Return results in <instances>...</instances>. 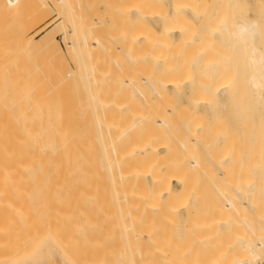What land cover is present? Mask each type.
Listing matches in <instances>:
<instances>
[{
  "label": "bare ground",
  "instance_id": "1",
  "mask_svg": "<svg viewBox=\"0 0 264 264\" xmlns=\"http://www.w3.org/2000/svg\"><path fill=\"white\" fill-rule=\"evenodd\" d=\"M13 1L8 0L11 4L14 3ZM137 1V4L141 6L139 8L137 7L139 11H141L140 8H148V6L149 10H151L152 5L153 7L155 6V9L157 6L160 9L165 2V0ZM221 1L222 3L220 5L218 4L219 7H216L218 12L215 11L217 13L213 16L217 21L215 22L217 26L214 28L216 29L214 31L216 35H213L214 38L211 39L216 42L222 36V43L225 48V51L222 48L223 53H225L222 54L226 57L229 55L226 62L231 61L233 63L232 66L234 65L233 67L237 70L235 71L238 75L236 72L235 75L237 77L235 78L232 76V73L228 75L227 71L230 67L229 69L226 67L228 70L226 68L224 69L226 71L225 76L220 73L215 78L218 79L213 80L212 78L213 82H210L209 85L204 84L205 81L203 82L202 80L203 86L198 90L199 94L195 98L193 93L195 92L194 94H196L197 89L161 90L166 87L168 88V86L175 88V79L171 80L172 83L170 81L166 83L168 82L170 74L173 75L170 79L175 77L173 72L178 69L172 62L170 63L171 59L175 56L173 55L171 59L169 57L171 52L173 54L179 53L178 48L180 45L178 46V42L175 41L177 44L175 43L176 45L172 48L171 38L175 32L181 34L180 38L187 39L190 37H187V35L184 36L185 34L183 32L192 25V18L187 14L186 10L194 13V9H196L194 8V0H172L171 13L165 16L162 14L163 12H157L158 19L152 15L153 12H149L147 9V12H145L144 9L139 12L138 20L131 21L135 22L132 23L134 25L137 23L132 27L139 30L135 34L134 31L133 34H130L131 31H125L126 29L124 30V28L126 26L124 27V24L120 23L122 22L121 20L118 22L115 18L114 22L117 21L123 27L120 24L121 28L117 27L119 25L116 23L106 28L103 20H100L102 17L98 18L94 17V15L92 19L94 24L99 22L98 25L102 27L100 28L98 25H94L98 26L102 31L100 34L102 39H97L100 29L96 27L95 29L97 31L99 30L97 32L98 36L95 38L97 34L95 33L93 35L94 37H92V34L96 30L94 32L91 30L93 32L92 34L88 30L91 27L93 29L94 26L86 25L88 19L85 22L81 18H78V20L81 19L79 21L80 24H73L74 26H71V36L74 38L69 35L71 41L64 40L65 43H63L65 45V53L68 54L67 56L71 58L76 56L74 58H79L78 60L76 59L78 63L75 64L77 65L68 72H61L59 71L61 69H58L60 66L56 67V65H60L59 62L64 51L57 44L50 30L46 33H41L42 35L39 37L38 34L40 32L35 33L34 36H37V39L36 37L35 39L34 37L31 38V50L34 52L38 51V53L39 51L43 52L47 56H53L52 58L54 60H50L53 61L54 66L52 62L49 68L46 66L48 72L46 73L47 70L45 69L46 74L41 75V81H38L36 74L35 77L37 80L34 79L35 77H31L33 81L30 83L33 85L30 89L32 91L29 92L30 97L25 92V95L28 96L25 99V103L29 98L28 101L30 100L31 102L29 101L28 103L31 104V109L27 106L28 103H26L23 115L24 113L30 112L25 109L28 107L29 110H32V113L35 111L36 115H33L38 116L36 119L31 113H28L30 114V119L33 117V120L40 121L37 124H34L36 122L33 121L34 123L29 129H21V131L24 129L28 135L27 142L29 146L27 145L25 147L27 152H25L26 149H24V153L23 149L20 152L17 147L16 151L18 150L19 153H13L12 151V154L8 152V155H0V206H7L10 211V206L11 208L13 205L21 207V204H23L27 209L24 206L22 210L21 208L18 209L21 212L23 210L24 212L26 211L25 215L24 212L22 213L26 218L18 217L21 220L23 218L24 221L29 220L30 223H32L33 219L37 222L34 227L35 233L33 236L37 231L40 241V243L38 242L39 244H42V246H45V244L54 246L59 263L256 264L257 261L260 262L264 259V0H253L252 3L244 0V12L233 21L232 25H229L228 20L231 17H229V8H232L231 3L235 5L234 0L233 2L230 1L231 3L229 0ZM242 1L239 0L241 4ZM117 2L119 3L120 1ZM55 3L60 7L64 4V7L67 0H55ZM131 3L134 4V2ZM82 7L84 8V6H81V9H83ZM41 8L37 9L39 10ZM102 8H104V5ZM206 9L209 12L208 7ZM60 10L63 9L60 8ZM106 11L105 14H107ZM81 12L84 13L86 11L84 10L83 12L80 10V15L82 14ZM91 12L90 14H92ZM100 12L102 14V11ZM200 13H203L202 10ZM197 14H199L198 11ZM202 17L204 18V15ZM66 18L69 19V17ZM112 18L114 20V15ZM112 18H110L111 21ZM203 18L198 23L199 25H202L201 23L205 19ZM150 20L160 21L161 28L159 31H156L149 23L151 22ZM211 27L212 25H210ZM208 31L210 32V30ZM89 36L94 38L91 43H88V39L86 40V37ZM207 36L208 34L206 33L203 36L204 38L206 37V41L204 42V38H202L201 41L204 43L201 42L197 48L198 50L201 49L200 54H198L199 58L201 54L208 55L209 62L212 58V60H215V57H213L215 55L209 52L212 55L211 58L207 54V51L210 49L206 50L208 45L206 47L205 45L210 44V36L212 35ZM190 44L189 41L187 45ZM175 46H178V48ZM200 46L202 48H199ZM219 47L218 49L221 50ZM174 48L175 51L178 49L175 53ZM185 48L187 47L185 46ZM191 48L193 49L194 47ZM187 49L186 51L181 50V56L182 54L184 56L186 55L188 60V57L193 54L196 48L192 51H190V48ZM187 51L190 52L188 53ZM95 54H98V57ZM187 54H189L188 57ZM218 54L222 57L221 53ZM99 55L101 58H99ZM175 55L177 57V54ZM59 56L60 59L56 58L59 61L57 64L55 57ZM93 56L97 57V59L99 58V60L101 59V62H103V57L109 59L115 65L116 72L123 70L125 67L123 65L126 63L130 64L133 68L132 65L137 64L136 61L143 63L145 58L150 60V57L153 59L151 61L156 63L155 65H157L160 71L156 74L153 70L155 73H153L155 81L151 84V88L147 86L150 88L149 91L153 94L154 99V101L152 100V104L150 101L152 105V110L150 111H152V114H149H151L152 120H149L150 116L148 114L145 113L146 115H143L145 117V119L143 118L145 123H147V118V121L151 122L150 125L149 122L147 123V127L149 129L150 127L153 128L150 131L152 134L151 136L148 135L149 137L145 139L144 136H147L146 133L145 135L141 134L144 133L142 131L139 134L137 133L140 139L144 138V140L142 139L140 141L138 139L141 144L135 146L136 148L130 154H127L128 152H125L126 154H120L124 151L120 146L116 148L118 151L122 150V152L120 151L119 154H116L118 152L115 153L117 150L113 147L114 144H111L113 140H111L110 145H107L110 146L111 150L106 148V150L111 152H105V148L103 149L102 146L106 142L107 137L104 140L102 136L104 138V135L106 136L110 133L114 135V132H117V129L120 128L118 125L115 131L114 126L116 127L119 122L121 126L126 123V120H130V122L132 120L133 122L134 119H131L130 114L134 115L132 108L136 109L134 106L137 103H133L132 101L135 100H132V98H137V95L141 96L144 95V91L145 93L149 91H147L148 89H146L145 84H143L145 88L141 85L139 86L140 89L142 87L143 92H139L138 88L134 90L136 87L133 86L137 81L133 78L135 74L132 76V74L129 75L125 72L128 71V68L124 69L125 71L123 70L129 75L127 78L125 77L126 74L124 75V72H121L124 78H126L124 82L121 83L118 80L119 78H116L118 75H114L115 77L113 78L115 79L111 78V80L113 79L112 82L116 80V83L120 82L123 84L122 86L120 84V87L124 85L126 87L131 86L133 90H125L128 88L123 90L120 88L121 90H119L118 83L116 87L113 85L116 84L115 82L111 83V85H108L107 82V85L111 86L110 89H107L105 87L107 85L104 84L106 83L104 80L105 76H102L104 74L101 72L102 75H99L100 78L96 73L90 75V78L93 76V80L89 78L90 83L88 84L86 80L89 74L87 75V73L89 72L88 70L92 71L91 67H93V64H91V67H88L84 61H88ZM208 57L206 56L205 59ZM84 58L87 60H84ZM62 59L64 58L62 57ZM124 61L126 62L125 64H123ZM222 61L225 60L222 59ZM145 64H138L137 66L144 68ZM215 64L214 62H210L208 65L214 67L216 66ZM200 65L198 64L199 67ZM65 66L67 67V65ZM212 66L209 67L214 70ZM34 67H36V64H34ZM145 67L147 66L145 65ZM39 68L36 69L37 73H39ZM104 68L107 69L106 65ZM143 68L140 71L144 72ZM180 68L182 69V67ZM32 69L31 74H34L36 70L34 68ZM136 69L131 70L136 71ZM149 70L145 71L148 72ZM172 70L173 72L171 73L170 71ZM116 72L114 71V73ZM167 72H170V74L168 75ZM184 72L190 74L189 71ZM119 73L117 72V74ZM166 73L168 75L166 77L167 81H165L166 79H162ZM39 74L37 76L40 78ZM140 74L139 78L136 79L142 78L140 80L143 83H148V80H150L148 79V77L150 78L149 73V76L145 75V73ZM181 75H183L182 72ZM208 76H210L209 73ZM101 77L104 78H102L104 80L103 82ZM118 77L123 80V76L119 75ZM35 80L38 83L40 82V84H37ZM151 80L153 81V79ZM196 80L198 81V79ZM173 81L175 82L173 83ZM180 81L182 80L180 79ZM137 83L139 85V82ZM211 83H214V85ZM177 84H179L178 81ZM82 87L86 88L81 90ZM191 89H193L192 86ZM38 90H41V92H38ZM150 92L148 94H151ZM129 93L131 95H128ZM133 93L134 95L138 94L135 97ZM140 93L142 94L140 95ZM190 93H192L194 99L191 98L192 100L189 103L194 106V109L213 108L215 106L211 111L213 117L211 124H207L202 119L198 120L202 116H198L196 119L194 110H190L188 105H184L182 103L183 101L181 102ZM146 97L148 96L146 95ZM141 98L143 99V96ZM187 99L189 98L187 97ZM148 100L147 102H149ZM132 103L136 104L132 107ZM150 104L149 106L151 107ZM20 111L18 112L20 113ZM128 114L130 118L126 116ZM135 115L132 118H135ZM138 115L141 116L142 113ZM231 117H234V120L232 119L233 121H231ZM24 118L26 120V117ZM137 118L139 120L141 119L138 116L135 119L137 120ZM121 119H124L122 121L125 122L120 121ZM18 120H16V123H20ZM136 120L132 126L130 125L131 123L129 124L131 126L130 128L128 123H126L127 127H124L125 125L123 126V129L128 128V131L125 129L124 131L121 128L123 133L126 132L124 133V135L126 134L125 136L129 134L128 137L130 136V139L134 138L133 144L136 143L137 139L135 137H138V135L135 133L137 136H133V133L129 129L136 126L137 132V127L142 128L139 126L142 123L138 124ZM134 123H137L138 126ZM111 125H113V128L110 127ZM14 127L19 130V126L16 125ZM94 127H96L98 132V136L95 138L96 143H99L100 140L103 141L99 143L102 145L101 147L98 145V148L100 147L103 152L101 151L98 154L93 153ZM109 127L113 129L112 131L110 129V133ZM121 129L119 132L122 131ZM133 130L135 132L134 128ZM123 133H120V136L117 137H120L119 139H114L127 143L126 147L128 148L129 139H125L126 137H124L125 140L121 138ZM99 134L101 135L99 136ZM112 134L108 136H111L113 139ZM111 137L108 138L111 139ZM217 141L221 142L220 148L222 150L216 146ZM129 142L131 146V141ZM254 142H256L255 146H253ZM117 143L116 146L118 145ZM216 147L217 150L222 151L220 155H216L219 154ZM249 148L251 149L248 157L246 156V149ZM28 149L30 152H28ZM132 149L133 147L128 151L130 152ZM247 158L251 162L245 161ZM244 161L249 164L246 168L251 166L249 171L251 170L252 173L255 172L256 165L260 164L257 169L258 173H255V176L256 174L257 176H254V180L249 177L246 180L248 182L251 179L248 183L246 181L243 182V179L240 178L242 176H239L242 180L239 181L238 175L240 174L237 175V173L245 168L241 167L242 169H240ZM228 162L231 163L229 165L233 166V169L231 166V169H228L229 167L226 165L224 166ZM190 170L193 173L196 172L195 175L189 173ZM244 171L242 170L241 174H244ZM252 173L250 172L249 175ZM186 174H190L189 179L192 181L188 179ZM245 175L243 176L245 177ZM193 176L199 178L195 180ZM199 185L200 187H198ZM203 203L207 205L203 206ZM14 209L12 208V210ZM15 213L13 212V214ZM11 214L8 217L10 221L13 219L10 218ZM16 216L13 217L17 219ZM14 220L12 225H15ZM21 220L18 221L21 222ZM163 221L167 223L166 228L165 223L162 226L165 229L161 228L163 224H159V222L163 223ZM27 222L22 224H25L28 229L32 224L28 226ZM239 222H241L240 224H244L242 226H246L244 228L248 230L249 237L245 234L247 239L242 237L244 234L241 236L242 231H239L241 234L238 235L234 232L238 230V228L236 230L233 229L235 228L234 225L239 224ZM7 225H10V229L13 230L11 222L5 226L7 227ZM5 226L2 225L1 227ZM1 227L0 236H3L7 230L11 232L9 229L5 230L3 228L2 233ZM16 229H14V232ZM230 231L233 234H230ZM9 232L7 233L9 234ZM12 233L8 235L11 238ZM8 236H3V242L9 238ZM29 239L32 243H29L27 240L28 243L26 244H38L35 240ZM0 243H2V240ZM18 243L16 248L19 247V249L17 248V250L14 249L13 251H2V249L8 250L12 246L8 244L9 247H6V242L2 244L3 248H0V264H6L16 260L17 254H21V252H18L21 250V245L19 246ZM237 243H239V247H237ZM107 244L111 245L110 248ZM15 253L17 254L14 256ZM260 264H264V261Z\"/></svg>",
  "mask_w": 264,
  "mask_h": 264
},
{
  "label": "rangeland",
  "instance_id": "2",
  "mask_svg": "<svg viewBox=\"0 0 264 264\" xmlns=\"http://www.w3.org/2000/svg\"><path fill=\"white\" fill-rule=\"evenodd\" d=\"M78 1V2H77ZM113 1H114V3H113ZM117 1H120L119 3L117 2ZM137 1V0H136ZM135 0L133 1V0H67V3L65 4V8L63 7V5H62V7H60V6H58L56 3H55V0H14L12 3L13 4H11L10 2H8V0H0V155L2 154V155H8L9 153L10 154H12V151H13V153H19L18 152V150L16 151V148L18 147L19 148V150H20V152H21V150L23 149V153H24V149H26L25 147H27V145L29 146V143L27 142V133L25 132V130L24 129H29V128H31V126H32V124L34 123L33 121H35L36 123H34V124H37V122L39 121V120H36L37 119V117L38 116H35L36 114H35V111H34V113H32L31 111L32 110H29V108L31 109V104L30 103H28L29 101H28V99H27V102L26 103H28V109L27 108H25L26 110H28V111H30V112H28V113H31V115H33V114H35V115H33V117H35L36 119L35 120H33V117H32V119H30L31 117L29 116L30 114H28V113H24V115H23V112H25V110H24V107L26 106L25 104V99H26V97H28L29 96V92H31L32 90H30L31 88H32V85L33 84H31L30 82H32L33 81V79H31V77L33 78V77H35V74H36V77L38 78V81H41V75H43L44 73H45V71H46V73L48 72V69H47V67L46 66H48V68H49V66H51V62H52V64H53V66H54V63H53V61L52 60H54L52 57L53 56H51V55H48V56H50V57H48L47 55H45L43 52H40L39 51V53H38V51L36 52H34V51H32L31 50V48H30V46H31V38H33L34 37V39H35V37H36V39L40 36V35H42L43 33H46V32H48L49 30H50V33L51 34H53L54 35V38H55V40L57 41V44L60 46V48L64 51L63 53V55H62V57L64 58V59H62V57H61V59H62V61H61V59H60V56L59 57H55V59L56 58H59L60 59V62L58 61V59H56L55 61H56V63L58 64V62L60 63V65H56V67L58 66H60L58 69H61V70H59V71H70V70H72V68L74 67V66H76L77 64H75V63H78V61L76 62V59L78 60L79 58H74V57H76V56H74V57H69V56H67L68 54H66L65 53V45L63 44V43H65L64 42V40H68V41H71V37H73V36H71V34H72V28H71V26L73 27L74 25L73 24H78L79 23V21L82 19V20H92L94 17H102V19H100V20H103V23L105 24V26H106V28L107 27H110V26H113V25H115L116 23L118 24V22H120V20L122 21V22H120V23H122V24H124V30L125 31H131L130 32V34H133V31H134V34L135 33H137L139 30L138 29H136V28H132L133 26H135L134 24H132V23H135V22H131V21H135L137 18H138V15H139V12H141V11H143L144 9V11L145 12H147V10H149V6H148V8L146 7H143V8H140V10L141 11H139V7H141L139 4H137L138 3V1L136 2ZM195 2V4H194V8H196V9H194V13H192V12H188V10H186V12H187V14L192 18V20H191V22H192V25H191V27L190 28H186L185 29V31L183 32L185 35L184 36H186L187 35V37L188 36H190V37H188L187 39L186 38H180L181 37V34L180 33H177V32H175V33H173L172 34V38H171V41H172V44H173V46H172V48L174 47V45H176L177 43L176 42H178V46H179V48H178V46L176 47V48H178L179 49V53L177 52V53H175L178 49H176V51H175V48H174V53L175 54H177V57H176V55L175 54H173V52H171L170 53V57H169V59H171V57L174 55L175 57H173V59H171V61H170V63L172 62V64H174L175 66H177L178 67V69L177 70H179V71H177V70H174V72H173V70L172 71H170L171 73L173 72V74L175 75V77H173L172 79H170V77L171 76H173L172 74H170V72L168 73V75L170 74V76H169V79H168V82H166V83H169V81H170V83H172V81L171 80H173V79H175V81H173V83H174V86H175V88H173V86H172V88L170 87V86H168V88L166 89V88H164V89H161V90H183V88H184V90H196L197 89V91L198 90H200V88L203 86V82H204V84L206 83V84H208L209 85V83L210 82H213V80L216 78V77H218V75H220V73H221V75H224L225 74V68L226 67H228V69H229V67H230V69L228 70L227 68V74L228 75H231V73H232V76L235 78V77H237V75H238V73L236 72L237 70L235 69V67H233L232 66V64L233 63H231V61H227L226 62V60H227V58L229 57V55L226 57V56H224L223 54H225V53H223V51H222V48L224 49V51H225V48H224V45H223V43H222V36L220 37V39H217L216 40V42L214 41V40H212L214 37H213V35H216L215 34V32L214 31H216V29H214L217 25H216V23L215 22H217L215 19H214V14L215 13H217L218 11V4L220 5L221 3H222V1L221 0H194ZM202 1H204V2H202ZM233 2V0H229V2ZM244 1V0H243ZM242 1V4L239 2V0H234V4L235 5H233V3H231V7L232 8H229L230 9V15H229V17H230V19L228 20V23H229V25L231 24L232 25V23H233V21H235L237 18H238V16L239 15H241L242 14V12H244V10H243V3H245V1L243 2ZM248 1H250L251 3L253 2V0H248ZM76 2V3H75ZM86 2V3H85ZM89 2V3H88ZM131 2H134V4L133 3H131ZM208 2H209V4H208ZM113 3V4H112ZM115 3H117V4H115ZM121 3V4H120ZM126 3V4H125ZM56 4V5H55ZM120 4V5H119ZM70 7H69V6ZM103 5H104V8H102L103 7ZM123 5H125V6H123ZM135 5H136V7H135ZM138 5V6H137ZM171 5H173L172 4V0H165V2L163 3V8L162 7H160V9H159V6H157L156 7V9H155V6L153 7V5H152V7L150 8L151 10H149V12H153L152 13V15H154V16H156L155 18H157L158 19V13H162V14H164L165 16L166 15H168L169 13H171V11H172V6ZM195 5H197L196 7H195ZM201 5V6H200ZM40 6V7H39ZM71 6H74V7H71ZM78 6V7H77ZM81 6H84V8L83 9H81ZM89 6V7H88ZM127 6V7H126ZM167 6V7H166ZM209 6H210V8H209ZM41 7H43L44 8V10H43V8H41ZM93 7V8H92ZM120 7V8H119ZM138 7V8H137ZM208 7V9H209V12H207L208 10L206 9ZM217 7V8H216ZM234 7V8H233ZM37 8H41V9H37ZM59 8V9H58ZM60 8L61 9H63V10H60ZM76 9V10H74V9ZM78 8V9H77ZM92 8L93 9V11H92V9H91V11H90V9ZM109 8H110V10H109ZM118 8V9H117ZM125 8V9H124ZM198 8H201V9H198ZM236 8H238V9H236ZM71 9H72V11H71ZM112 9V10H111ZM147 9V10H146ZM154 9V10H153ZM159 9V10H158ZM198 9V10H197ZM41 10V11H40ZM80 10L81 11H83L84 12V10L86 11V12H84V13H82L81 15H80ZM107 12V14H105V11ZM109 10V11H108ZM125 10V11H124ZM153 10V11H152ZM156 10V11H155ZM201 10H202V12L203 13H200L201 12ZM211 10V11H210ZM65 11V12H64ZM76 11V12H75ZM100 11H102V14H101V12ZM124 11V12H123ZM161 11V12H160ZM197 11H198V13L199 14H197ZM215 11H217V12H215ZM234 11V12H233ZM44 14H43V13ZM67 12H68V14H67ZM73 12V13H72ZM75 12V13H74ZM90 12L92 13V14H90ZM158 12V13H157ZM239 12H240V14H239ZM62 13V14H61ZM79 13V14H78ZM114 13V14H113ZM205 13V14H204ZM235 13H237L236 15H237V17H236V15H235ZM38 14V15H37ZM42 14V15H41ZM64 14V15H63ZM90 16H89V15ZM100 14V15H99ZM60 15V16H59ZM75 15V16H74ZM77 15V16H76ZM79 15V16H78ZM84 15V16H83ZM86 15V16H85ZM88 15V16H87ZM95 15V16H94ZM113 15H114V20H113ZM204 15V18L206 19H204L202 16ZM62 16V17H61ZM69 17V19L68 18H66V17ZM74 18H73V17ZM94 16V17H93ZM111 16V17H110ZM122 16V17H121ZM124 16V17H123ZM210 16H212L213 17V19H212V17H211V19H210ZM76 17V18H75ZM84 17V18H83ZM92 17V18H91ZM118 17H120V18H118ZM78 18H81V19H79L78 20ZM110 18H112V21H111V19ZM115 18H116V20H118V22L116 21V22H114L115 21ZM204 19L203 20V22L201 23L202 25H199L198 23H200L201 22V19ZM207 18H208V20H207ZM235 18V19H234ZM232 19V20H231ZM73 20V21H72ZM88 20H87V22H88ZM124 20V21H123ZM138 20V19H137ZM212 20H214V21H212ZM231 20V21H230ZM72 21V22H71ZM78 21V22H77ZM83 21V22H84ZM89 21V22H90ZM151 22H149L154 28H155V30L156 31H159L160 30V28H161V24H159L160 23V21H153V20H150ZM205 21V22H204ZM211 21V22H210ZM86 22V21H85ZM86 22V25L87 24H89L90 26H94V25H98L99 24V22L97 23V24H94V22H93V20L89 23H87ZM126 22V23H125ZM207 22H210V23H207ZM96 23V22H95ZM100 23H101V21H100ZM119 23V24H120ZM131 23V24H130ZM80 24V23H79ZM118 24V25H119ZM122 24H120V25H122ZM127 24H128V27H127ZM203 24L205 25L204 27H203ZM209 26H208V25ZM60 25V26H59ZM89 25H87V26H89ZM120 25L119 26H117V27H120ZM198 25V26H197ZM210 25H212V29L210 28ZM99 27L101 26V25H98ZM98 26H94V28L92 29V27H91V29L90 30H88V31H90V33L92 34L96 29V27L98 28ZM194 26H195V28H194ZM122 27H123V25H122ZM197 27V28H196ZM207 27H208V30H210V32L207 30ZM90 28V27H89ZM100 28H102V27H100ZM100 28H98V29H100ZM121 28V27H120ZM130 30H129V29ZM42 29V31H40ZM133 29V30H132ZM134 29H136V30H134ZM190 29V30H189ZM91 30L93 31V32H91ZM103 30V29H102ZM99 31V30H98ZM97 30H96V32H94L93 34H92V37H94L93 35L95 34V33H97L98 32ZM212 31H213V33H212ZM38 32H40V34H38V37L37 36H34L35 35V33H38ZM208 34V36H210V35H212V36H210V40H211V42H210V44H206L205 45V47H206V50L207 49H210L209 51H207V54H209V52L211 53V54H213L214 53V55L215 56H213V57H215L214 59L215 60H212L213 58H212V55H210L209 54V56H211V61H209L208 62V60H209V57H208V55H205V54H201L200 55V58H199V55L198 54H200V51H201V49H199L198 50V45L202 42L201 40H202V38H204L203 36L204 35H206V33ZM42 33V34H41ZM89 33V34H90ZM102 33V31H101V29H100V31H99V36H98V33L96 34V36H95V38L97 37V39H102V36L100 35ZM202 33H204V35H202ZM90 34V35H91ZM175 34V35H174ZM191 34V35H190ZM71 37H70V36ZM202 35V36H201ZM65 36V37H64ZM87 36V35H86ZM207 36V37H208ZM218 36V35H217ZM91 36H89V37H86V40L88 41V43L90 42H92L93 40L92 39H94V38H90ZM183 37V36H182ZM74 38V37H73ZM212 38V39H211ZM174 39V40H173ZM73 40V39H72ZM183 41V43H182V41ZM194 40V41H193ZM176 41V42H175ZM185 41V42H184ZM190 41V43L192 44V46L191 47H194L193 49L190 47V45H187V43ZM193 41V42H192ZM206 41V37L204 38V42ZM180 42V43H179ZM199 42V43H198ZM204 42H202V43H204ZM176 43V44H175ZM212 43H213V45H212ZM217 43V44H216ZM219 44V45H218ZM64 45V46H63ZM202 45V44H201ZM211 45V46H210ZM182 46H183V48H182ZM185 46L187 47V48H190L191 50L190 51H192V50H194L195 48V51H193V54L192 55H190V57H188L189 56V54H187V57H188V60H187V58H186V55L184 56L183 54H182V56H184V57H182L181 56V50L183 51V50H188L187 48H185ZM217 46V47H216ZM218 46H220L219 48H221V50H219L218 49ZM202 47H203V45H202ZM201 46L199 47V48H202ZM214 49H213V48ZM185 48V49H184ZM216 48H217V50H216ZM212 49V50H211ZM189 51V52H190ZM212 51H214V52H212ZM188 52V51H187ZM186 52V53H187ZM188 52V53H189ZM198 52V53H197ZM35 53V54H34ZM185 53V52H184ZM218 53H221V55H222V57H224V58H222V57H220V54H218ZM223 53V54H222ZM47 54V53H46ZM191 54V53H190ZM96 55V54H95ZM179 55V56H178ZM203 55H205V57H203ZM97 57H98V54L96 55ZM100 56V55H99ZM194 56V57H193ZM201 56H202V58H201ZM206 56L208 57L207 59H205L206 58ZM97 57H95V56H93V57H91V59H89L88 61H84L85 62V64H86V66H92L91 64H93V67H91L92 69V71H90V70H88L89 72L87 73V75L89 74V76H88V79L86 80V82L89 84L90 83V79L91 80H93V76H91L92 78H90V75H94L95 73L96 74H98V76L99 75H102L101 73H103L104 75H102V76H105L104 78L103 77H101V80H102V82L105 80V82L106 83H104L105 85H107V82H108V85H111V83H114L116 80H114L113 82H112V80L113 79H115V78H113V77H115L116 75H121V76H123V80H121L120 79V77H118V76H116V78L118 79V80H120V82L122 83V82H124V79H126L129 75H131L132 74V76H133V78H134V80H136L137 82H139V85H137L138 83L136 82V86L134 85L133 87H136V89L134 88V90H137V88H138V90H139V92H143V89H142V87H141V89L139 88V86L141 85V86H143V88H145V87H147V86H149L150 88H151V84L152 83H154V81H155V79H154V74L156 73V74H158L160 71L158 70V68H157V65H155L156 63H154L153 61H151V60H153V59H151L150 57H149V59L150 60H148V58L146 59L145 58V60H143V63L145 64V62L147 61V63L145 64L147 67H145V65H144V68L143 67H139V66H137L138 64H143V63H141V62H139V61H136L137 62V64H134V65H132L133 66V68L131 67V65L130 64H127L125 61H124V63L123 64H125V65H123V66H125L124 67V69H127L128 68V71H125L124 69V71L125 72H127L129 75H127L123 70H119V71H117V72H120L119 74H117V72H116V70H115V65L114 64H112L111 63V61L109 60V59H107L106 57L104 58H102L103 60V62H104V64H102L103 62H101V59L99 60V58H101V56L97 59ZM49 58V59H48ZM186 58V60H184ZM191 58V59H190ZM195 58V59H194ZM224 59L225 61H222V59ZM50 59H52V60H50ZM94 59V60H93ZM137 59H139V58H137ZM180 59V60H179ZM193 59V60H192ZM198 59H199V61H198ZM203 61H205V62H207V63H205V62H203ZM50 60V61H49ZM75 60V61H74ZM84 60H87V59H85L84 58ZM93 60V61H92ZM106 60V61H105ZM140 60V59H139ZM173 60V61H172ZM190 60V61H189ZM196 60H197V62H196ZM54 61V62H55ZM90 61H92L91 63H90ZM98 61H99V63H98ZM177 61H180V62H177ZM187 62V65H186V62ZM222 61V62H221ZM139 62V63H138ZM150 64H149V63ZM183 62H185V63H183ZM195 64H194V63ZM202 64H201V63ZM216 63L215 65L216 66H212V65H208L209 63ZM73 63V64H72ZM89 63V64H88ZM108 63V64H107ZM220 63H221V65H220ZM34 64H36V67H34ZM101 66L100 68H99V66ZM103 66H102V65ZM198 64L200 65V67L198 66ZM208 66H207V65ZM65 65H67V67L65 66ZM95 65V66H94ZM106 65V68L107 69H105L104 68V66ZM127 65V66H126ZM163 65V64H162ZM181 65V66H180ZM37 66H38V68H39V73H37V70L36 69H38L37 68ZM96 66H97V69H96ZM149 66H151V68H149ZM197 66H198V69H197ZM209 66H212V68H214V70L213 69H211ZM66 68V69H64V68ZM139 67V68H138ZM180 67H182V69L180 68ZM183 67H184V70H183ZM188 69H187V68ZM32 68H34V70H36V72L34 73V74H31L32 73ZM136 69V71L134 70H131V69ZM142 68H143V70H144V72L143 71H140V70H142ZM150 69L148 72H146L148 69ZM199 68H201V69H199ZM204 70H203V69ZM207 68V69H206ZM219 68V69H218ZM46 69V70H45ZM97 70V72H95V70ZM103 69H105V70H103ZM197 69V70H196ZM209 69H211L210 71H209ZM94 70V71H93ZM108 70V71H107ZM146 70V71H145ZM155 71V73H154V71ZM182 70V71H181ZM206 70V71H205ZM224 70V71H223ZM236 70V71H235ZM114 71L116 72V73H114ZM124 73H123V72ZM153 71V72H152ZM184 71H189V73L190 74H188V73H186V72H184ZM205 71V72H204ZM207 71H209V72H207ZM224 73H223V72ZM87 72V71H86ZM93 74H92V73ZM101 72V73H100ZM105 72V73H104ZM121 72L125 75L126 74V78H124V75L123 74H121ZM136 72V73H135ZM179 72V73H178ZM181 72H182V74L183 75H181ZM235 72H236V74L237 75H235ZM45 73V74H46ZM91 73V74H90ZM144 74L145 73V75H147V76H149L150 75V78L148 77V79H153V81L151 82L150 80H148V83H143L141 80H142V78H140V79H136V78H139V74ZM147 73V74H146ZM148 73H149V75H148ZM154 73V74H153ZM167 73L165 74V75H167ZM208 73L210 74V76H208ZM40 75V78H39V76H37V75ZM44 74V75H45ZM140 74V75H141ZM187 74V75H186ZM197 74H198V76H197ZM204 75V76H201L200 77V75ZM34 75V76H33ZM115 75V76H114ZM138 75V77H136ZM164 75V74H163ZM163 76L162 77V79H166V77H168V75L167 76ZM176 75H177V78H176ZM96 77H97V75H95ZM143 76V75H142ZM141 76V77H142ZM146 76V77H147ZM178 76H182V77H178ZM186 76V77H185ZM188 76V77H187ZM205 76H206V79H205ZM225 76V75H224ZM34 78V79H36L37 80V78ZM95 77V78H96ZM165 77V78H164ZM191 77V78H190ZM198 77V78H197ZM209 77V78H208ZM90 78V79H89ZM99 78H100V76H99ZM104 80H103V79ZM111 78H113L112 80H111ZM183 78V79H182ZM190 79V82H189V79ZM204 78V79H203ZM212 78H213V80H212ZM31 79V81H29ZM178 79V80H177ZM180 79L182 80V81H180ZM196 79H198V81L196 80ZM218 79V78H217ZM217 79H215V80H217ZM36 80H35V82H36ZM88 80H89V82H88ZM110 80H111V82H110ZM140 80V81H139ZM191 80H192V82H191ZM203 80V82H201ZM212 80V81H211ZM165 81H167V79L165 80ZM177 81H178V83L179 84H177ZM180 81V82H179ZM207 81V82H206ZM118 83L119 85H117V83L116 84H113V85H115V87H116V85L117 86H119L118 87V89L119 90H123V89H125V88H128V89H125V90H129V89H131V90H133V87H129V86H123V87H120V84L121 83ZM141 82V83H140ZM188 82V83H187ZM195 82V84H193ZM217 82V81H216ZM216 82H215V84H216ZM37 84H40V82L38 83V82H36ZM182 83V84H181ZM28 84V85H27ZM31 84V85H30ZM86 84V83H85ZM88 84H86V85H88ZM143 84H145L146 86L144 87V85ZM177 84V85H176ZM184 84H185V86H184ZM195 85V86H193V85ZM212 84V83H211ZM210 84V85H211ZM104 85V86H105ZM105 86L107 89H110L111 88V86ZM123 84H121V86H122ZM189 85V86H188ZM212 85H214V83L212 84ZM27 86H28V90H27ZM31 86V87H30ZM39 86V85H38ZM184 86V87H183ZM191 86H192V88L193 89H191ZM86 87H88V86H86ZM86 87H82L81 88V90H83V88H86ZM190 87V88H189ZM194 87H195V89H194ZM121 88V89H120ZM150 88H146V89H148L147 91H149V89ZM180 88V89H179ZM38 89H40V88H38ZM30 90V91H29ZM196 91V94H194L193 92V96H194V98L199 94V91L197 92ZM28 93V96L27 95H25L26 93ZM35 93H38V92H41V90H38V92L37 91H34ZM138 92V93H139ZM150 92V91H149ZM149 92H147V93H145V91H144V95H141L142 93H140V95L141 96H143V99L141 98V96H139V95H137L136 93V95H137V98H138V101H137V98H132V100H135V101H132L133 103L134 102H136L135 104H133L132 103V107H133V105H135L134 107H136V109H133L132 108V110H133V113H134V115L136 114V112H138L136 115H135V118L138 116L139 118H141L140 120L137 118V120L135 119V118H132V116L134 117V115L133 114H130V116H131V119H134V121L136 120L137 121V123L138 124H140V123H142V125L140 124L139 126H141L142 128H140V127H137V132H136V126L135 127H132L131 129L133 130V128L135 129V132H134V130L132 131L131 129H129L130 130V132H132L133 133V136H137L139 133H141V131L142 132H144V133H141V134H144L145 135V133H146V135L147 136H144V135H141V136H144L145 137V139H146V137H149V136H151V134H152V132H150L151 131V129L153 130V128H151L150 127V129L147 127V123L149 122V125H150V121L152 120V118H151V114H152V111H150V110H152V100L154 101V99H153V94L151 93V94H148ZM33 93V92H32ZM192 93H190L187 97L189 98V99H187V97L184 99V100H181V102L184 104V105H188V107H189V109L191 110V109H193L194 110V112L196 113L195 114V118L197 117L198 118V116H202V117H200V118H198V120H200V119H202V121H204V122H206L207 124H211L212 122H213V117H212V115H211V111L215 108V106L213 107V108H211V107H209V108H205V109H203V108H196V109H194V106L191 104V103H189L192 99L191 98H193L192 97ZM128 95H131L130 93L128 94ZM133 95H134V93H133ZM132 95V96H133ZM136 95H134L135 97H136ZM146 95L148 96V97H146ZM131 96V97H132ZM139 96V97H138ZM30 97V96H29ZM146 98H148V99H146ZM193 98V99H194ZM131 99V98H130ZM142 99V100H141ZM144 99H146L145 101H144ZM147 100L149 101V102H147ZM150 101H151V104H150ZM31 102V101H30ZM139 103H141V104H139ZM143 104H145L146 106L148 105V107H149V109L147 110V108L148 107H146L145 105H143ZM149 104L151 105V107L149 106ZM142 106H143V108H142ZM19 107H20V109H19ZM138 107V108H137ZM145 107V108H144ZM210 109V110H209ZM21 110V111H20ZM147 110V111H146ZM18 111H20V113L18 112ZM136 111V112H135ZM17 112V113H16ZM142 113V115L140 116V115H138V114H141ZM144 113V114H143ZM148 114L150 117H149V120L150 121H147L148 120V118H147V120H146V122L147 123H145V121L143 120V118L145 119V117H143V115H146V114ZM149 113H151V114H149ZM198 113V114H197ZM21 114V115H20ZM19 115V116H18ZM147 115V116H148ZM211 115V116H210ZM127 117L129 116V114L128 115H126ZM130 116H129V118H130ZM146 116V117H147ZM16 117H17V119H16ZM24 117H26V120H25V118ZM27 117H28V119H27ZM20 118V119H19ZM128 118V119H129ZM196 118V119H197ZM19 119V120H18ZM124 119L126 120V118L124 117ZM124 119H121L120 121H122V120H124ZM231 119V121H233L234 120V117H231L230 118ZM233 119V120H232ZM16 120H18V122L20 121V123H16ZM28 123H27V122ZM133 121V122H134ZM40 122V121H39ZM122 122H125V121H122ZM121 122V123H122ZM133 122H132V120H131V122H130V120H126V123H128V126H129V124L132 126L133 125ZM117 123V122H116ZM126 123H124L122 126L120 125V122L116 125V127L114 126V128H115V131H116V128H118V125H119V127L120 128H118L117 130V132H114V135L112 134V133H110L113 129V125H111L110 127H112V128H110L109 127V133L110 134H108V135H113V139H112V137L111 136H108V135H104V138H103V136H102V139H106V137H107V139H106V142L108 143H106L105 141V143H106V146L107 145H110V143H111V140H113L112 142L113 143H111L112 145H113V147L114 148H116V147H122V150H124L123 152H122V150H120L122 153H120V151H118L117 150V148L115 149V150H117V151H115V153L116 152H118V153H116V154H123V153H127V154H130V153H132L133 151H134V149L136 148L135 146H137V145H140L141 144V142L140 141H142V139L144 140V138H142V139H140V136L138 135V137H135L137 140H136V143H134L133 144V140H134V138L133 139H130L131 137L129 136L128 137V135L127 136H125L124 135V133H126V132H124L123 133V130L125 129L126 131H128L127 129L128 128H124L123 129V126L124 127H127V124ZM135 124V125H137L138 126V124ZM19 126V130H18V128H16V127H14V126ZM19 124V125H18ZM23 125V126H22ZM131 126H129V128L131 127ZM145 126H146V129H145ZM21 127V128H20ZM22 128H24L22 131H21V129ZM123 130H122V129ZM139 128V129H138ZM110 129H111V131H110ZM122 130V131H120L119 132V130ZM141 129V130H140ZM145 129V130H144ZM124 130V131H125ZM147 130V132H145ZM17 131V132H16ZM140 131V132H139ZM94 133H95V135H94V133H93V153L94 154H98L99 152L101 153V151L103 152V150H101V144H99L100 142H103L102 140H100V142L98 143H96V140H95V138H97V136H98V132H97V130H96V127H94V131H93ZM116 133V134H115ZM120 133H123L122 135H121V138H123L124 139V137H126L125 139H129V141H131V146H130V142L128 141V140H126V141H128V148L126 147L127 146V143H125V142H122V140H115L114 138H116V139H119V138H117L118 136H120ZM128 133V132H127ZM132 133H131V136H132ZM137 135H136V134ZM119 134V135H118ZM135 134V135H134ZM101 134H99V136H100ZM149 135V136H148ZM115 136V137H114ZM132 136V137H133ZM108 137H111V139L110 138H108ZM124 139V140H125ZM138 139H140V141L138 140ZM254 139V138H253ZM115 140V141H114ZM110 141V142H109ZM254 141H256L255 139H254ZM117 142H120V143H117ZM138 142H140V143H138ZM105 143H103L104 145L103 146H105ZM116 143L118 144L117 146H116ZM217 144H216V146L218 147V148H220L221 146V142H219V141H217L216 142ZM255 143L256 142H254V145L253 146H255ZM16 146H15V145ZM136 144V145H135ZM98 145L100 146L99 148H98ZM125 145V146H124ZM133 145V146H132ZM219 145V146H218ZM12 146H13V148H12ZM96 146V147H95ZM102 146V148L105 150V152H107L108 150H111V148H110V146H105V147H103ZM124 147H126V148H124ZM133 147V149L129 152L128 150H130L131 148ZM217 147H216V150H217ZM106 148H109L108 150H106ZM124 148V149H123ZM120 149V148H119ZM128 149V150H127ZM221 149V148H220ZM250 149L251 148H249V149H246V156H248L249 157V155H250ZM222 150V149H221ZM217 151H219V154H216V155H220V153H222V151H220V150H217ZM216 151V152H217ZM7 152V153H6ZM9 152V153H8ZM25 152H27V149H26V151ZM28 152H30V150L28 149ZM109 153L111 152V151H108ZM107 152V153H108ZM125 153V154H126ZM249 153V154H248ZM21 154V153H20ZM245 161H247V162H251L250 160L248 161V158H247V160H245ZM244 161V163H242V166H240V169H242L241 167H245V168H243L242 170H245L247 173H248V176H247V173L244 171V174H241V172H242V170H241V172H239V173H237V175L238 174H240V175H238V178H239V176H242V177H240L241 179H243V182L244 181H246L249 177H251V179L252 180H254V176H255V173H258L257 172V169H258V165H260V164H257L256 165V169H255V172L254 173H252V171L250 170L249 171V169L251 168V166L249 167V168H246V167H248L249 166V164H247V162H245ZM246 163V164H245ZM229 164H231L230 162H228V163H225L224 164V166L226 165V166H228L229 168L228 169H231V167H232V169H233V166H231V165H229ZM233 165V164H232ZM231 166V167H230ZM260 170V169H259ZM258 170V171H259ZM189 172V171H188ZM252 173L251 175H249V173ZM187 173V172H186ZM189 173H192V175L194 174L195 175V173L196 172H192L191 170H190V172ZM246 174V175H245ZM187 175V174H186ZM189 175L190 174H188L187 176H188V179H189ZM243 175H245V177L243 176ZM197 176H199V175H197ZM196 176V178H195V176H193L194 178H195V180L197 179V178H199V177H197ZM256 176H257V174H256ZM255 176V177H256ZM192 178V177H191ZM193 178V179H194ZM239 178V181H242L241 179ZM246 178V179H245ZM245 179V180H244ZM251 179H249L248 180V182H250V180ZM189 180H191V179H189ZM192 181V180H191ZM194 181V180H193ZM247 182V181H246ZM247 182V183H248ZM198 187H200V185L198 186ZM202 188H204V186H202ZM207 199V198H206ZM206 202H207V200H205ZM202 202V201H201ZM208 203V202H207ZM22 206L21 207H19V206H12V208H15L14 210H12V208H11V206H10V211H12V212H10L9 211V208L7 207V206H0V227L2 226V225H6L7 223L9 224V222H11V225H12V223H13V220H14V223H15V225L13 226L12 225V229L13 230H11L10 228V225L8 226L7 225V227H9V228H7L6 226V228L5 227H1V232L3 233V228L5 229V230H7V229H9L11 232H9L8 230H7V232H9V234L7 233V232H5L4 234H3V236L5 237L6 235L8 236V235H10V233H12V232H14V229H16L20 224V226H19V228H21L20 230H19V228L18 229H16L15 230V232L14 233H12L11 235H12V238H11V236H8L9 238L8 239H6L4 242H3V239H4V237L2 236V238H0L1 240H2V243H0V248L2 247V244L4 243L5 244V242H6V247H9L8 246V244L9 245H12V246H10V248H8V250L6 249V250H3L2 249V251H13L14 249L15 250H17V248L19 249V247H17L16 248V246H17V243H18V245L20 246L21 245V247H20V251H18V252H21V254H17V253H15L14 254V256L17 254V256H16V260H13V261H11V262H8V263H6V264H61V263H59V258H58V256H57V253H56V249L54 248V246L52 247L50 244H45V246H42V244H39L40 243V241H39V237H38V235H37V231H36V234L33 236V234L35 233V229H34V227H35V225L37 224V222L33 219V221H32V223H30L29 222V220H27V221H24V219L23 218H26V217H24V215H25V212H24V210H23V212H24V215H22V213L23 212H21V211H19V209L21 208V210L25 207L23 204H21ZM203 206H206L205 205V203H203L202 204ZM24 206V207H23ZM16 207H17V209H16ZM23 207V208H22ZM19 208V209H18ZM25 209H27L26 207H25ZM18 210V211H17ZM13 212L15 213V212H17V213H15V214H13ZM19 212V213H18ZM10 213H12L11 214V216H10V218H13L11 221L9 220V215H10ZM19 214V215H18ZM28 214H30V213H28ZM17 215V216H16ZM26 215H27V213H26ZM31 215H33V214H31ZM13 216H16L17 217V219L15 218V217H13ZM21 218V217H23L22 218V220L19 218V217ZM30 216V215H29ZM33 217V216H32ZM251 217H253V216H251ZM31 218V217H30ZM27 219H28V215H27ZM247 219V218H246ZM18 220H21V222L20 221H18ZM26 220V219H25ZM28 223V226L29 225H31L30 227H28V229L26 228V225L24 224H22V223ZM34 223V224H33ZM166 224V226H165V228L167 227V223L166 222H164L163 221V223H160L159 222V224H163V225H161V228L162 229H165L164 227H162V226H164L165 224ZM241 222H239V224L237 225H234V227L235 228H233V229H237L238 228V230L237 231H234V230H231V231H234L237 235L238 234H241V236L242 237H245V239H247V237H249V234H248V230L247 229H245L244 227H246V226H242V225H244V224H240ZM19 224V225H18ZM181 225V224H180ZM240 225V226H239ZM31 227H33V228H31ZM25 228V229H24ZM31 228V229H30ZM36 228H37V226H36ZM242 228H244L243 230H241ZM34 229V230H33ZM240 229V230H239ZM19 230V231H18ZM30 230H32V231H30ZM16 231H17V237H16ZM165 231V230H164ZM230 231V234H233L232 232ZM241 233H240V232ZM246 231V232H245ZM235 233H234V235H235ZM19 234H20V236H19ZM245 234H246V236H245ZM28 235H32V236H28ZM37 235V236H36ZM0 236V237H1ZM18 236H19V239H18ZM25 236H27L26 238H25ZM29 238H31V239H33V240H35L38 244H31V245H29V244H26V243H32V241L30 242V239ZM18 239V241H16ZM244 239V238H243ZM1 240H0V242H1ZM11 240V241H10ZM27 240H28V242H27ZM8 241V242H7ZM12 242V243H11ZM24 244H26V245H24ZM238 244V246L237 247H239V243H237ZM50 245V246H49ZM109 245V246H108ZM32 246V247H31ZM38 246V247H37ZM107 246L110 248V244H107ZM106 246V247H107ZM5 247V248H6ZM36 247V248H35ZM106 247H104V248H106ZM3 248V247H2ZM108 248V249H109ZM33 250H35V251H33ZM33 252V253H32ZM101 255V254H100ZM102 256V255H101ZM18 257V258H17ZM112 258H113V256H111ZM260 261V260H259ZM262 261H264V259H262ZM262 261H260V262H256V264H260V263H262Z\"/></svg>",
  "mask_w": 264,
  "mask_h": 264
}]
</instances>
